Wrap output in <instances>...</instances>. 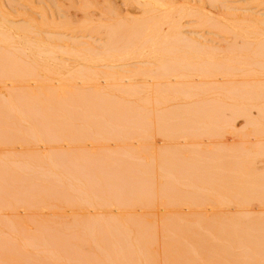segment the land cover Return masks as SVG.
Segmentation results:
<instances>
[{
	"label": "rangeland",
	"instance_id": "obj_1",
	"mask_svg": "<svg viewBox=\"0 0 264 264\" xmlns=\"http://www.w3.org/2000/svg\"><path fill=\"white\" fill-rule=\"evenodd\" d=\"M121 1L122 0H116L115 5L117 6V4H118L119 8H121L122 10H126L128 7L127 8L125 6L123 7V4ZM176 1H177L176 5H178V3L180 4L181 3L180 1H182V0H176ZM183 1H185V0H183ZM211 1L212 0H189L188 4H189V2H191L189 5H194L196 7H199L202 10V12H204L205 14L210 12L209 16H214V17L220 16V15L222 17L227 16V15H235V16L237 15L239 17H242V16L243 17L246 16L248 18L250 17L253 20L255 19L256 21L264 19V5L261 4L262 1L261 2H252L251 0H213V2H211ZM111 4L114 5V1L111 2ZM2 5H3L4 9L1 8ZM83 6H84V0H0V17L2 15L6 14L9 22L11 20L16 21L15 22L16 24H14V27H23L26 25V24L24 25V23H22L24 18H26V19L37 18V22H40L42 20L40 18L42 16L41 12L45 11L47 17H49L50 20L53 17L58 25L62 24L63 26H66L65 24H67V23H71V24L73 23L74 24L73 26L76 27V29L73 28L74 30H71V31L70 30L69 31L59 30V32L61 33V36L59 38H61V41L63 42L62 43L63 45H61V43H60V45L65 47V50H62V53H60L58 55L61 58V59H59V61L60 62L65 61V63H66V60L69 61V62H67V64L70 65L67 73H70L69 71H71V69L74 70L75 67L77 66V64L82 65L84 63L82 61L76 60L75 56L69 55L67 53H70V51L73 50L74 48H77V49L87 48V47H84V44H86L88 41H89V44L92 43V41H93L94 47L99 46L101 43H103L102 41L101 42L95 41V39H97V38H95V37H97L96 34H93V39L91 38L92 40L91 39L88 40L87 37H89V36H87L88 34L86 35L87 32L85 31L86 32L85 33L84 30H81L78 27V26H81L80 25V22H81L80 17L82 15ZM177 10H179V9H175L174 12ZM250 18L249 19L246 18V21L249 20V22H251L252 19H250ZM255 20H254V22H255ZM232 21L236 22L238 20L233 19ZM243 21H244L243 22L244 26H247L246 21L245 20H243ZM179 22H180V31L182 32V36L184 38H186L187 40H191V39H192L191 41L195 40L197 43L199 42L198 44H200L202 46L204 45V46L223 47L224 45H226L228 42L231 41L232 36H233V34H231V33L228 34L226 32L225 33L218 32L216 30H211L207 27L203 28L201 25L197 24V21L193 17H186V18L183 17L180 19ZM240 22L238 21V24ZM249 22L247 23L248 25H249ZM28 23L32 24L33 22L29 21ZM233 24L235 25L236 23L233 22ZM33 25L34 24H32L31 27ZM62 25H60V26H62ZM251 25L254 26L255 24L251 23ZM256 26H258V24ZM231 27L232 26L230 23V28H229V26H228V28L231 31L235 30V32L238 31L237 33L244 34L243 32H241L242 30L240 31L238 29V26H234L235 29H233V30H232L233 27L232 28ZM15 29L12 31L13 32L16 31L14 33H18V31ZM253 30H255V29H253ZM256 30H257V32L259 31L258 29H256ZM30 32H35V30L31 29ZM30 36H33V34H30ZM85 36H87V37H85ZM253 37H251V38H253ZM257 37H261V35L260 36L257 35ZM249 41H255V40L250 39ZM77 43H80V45L82 43L83 46L82 45L76 46ZM94 43H95V45H94ZM13 48L19 49V47H13ZM13 48L10 49L7 47V50L8 49H10V50L7 51L5 49L6 51H3V53H5V55H9L8 56L9 61H7L6 66L4 67L5 61L0 62V63H2L1 65H3V66L0 65V70H2L1 72H4L3 73L4 76H2L3 78L0 77L1 78L0 79L1 80L0 81V97L6 98L7 95H10V93L13 94L14 98L10 97L11 98V100H10V98L8 97L6 99L10 101V103H8V104H11L8 106V108H9L8 110L10 111L12 109L11 114L15 111V113H13L12 115L9 114L10 112L8 113V111H7V113H6L7 115L5 114V117H7V118H5V120H4V123L6 120H7V123L6 124L3 123L4 127H2L3 124L0 122V134L2 135V136L0 135V137H1L0 138V179L2 180V181L0 180V264H63V263L64 264H85L84 259H86V261L89 260V262H91V264H93L94 262H97L98 264H105V263L106 264H116V263L117 264H123V263L124 264H154V263H156V264H167V263L168 264H230V263L231 264H247V263L248 264H253V263L254 264H261L259 262L263 263L264 260L259 261V260H262V257H261V254L259 255L258 251H256L257 252L256 253L257 258H256L254 255L255 251L254 252L252 251L253 255H252V253L247 254V251L245 249H244L245 250L244 251L243 248H241L242 246H240V244L242 245L244 238H247L248 236H250V238L257 237L256 232H258V230H259V225H258V224H260L259 222H258V224L253 223L254 225L249 224L250 227L248 226V224L247 225L246 224H235V225L231 226L232 223H230V224H227V223L222 224L221 223V225H220V223H217V224L214 223L213 224L212 222L211 223L203 222L201 224V222H198V224L199 223L200 224L198 225V229H197V226H196L197 222L192 221V220L187 221L188 219L182 218L183 215H182V212L180 209L181 207H180V204H178V203H180L179 198L181 196L180 195L181 194V190H180L181 187L179 185L180 183L178 180L179 175H178V167H177V164L179 161L178 154H177V152H178V146L177 145L179 143L177 142L178 140H176V137H178V136H177V134L175 136V134H172V133H171V135H173V136H171V135L167 134L168 132L164 133L163 130H160V129H166L164 131H172V130L176 129L175 124H174L175 128L173 126L170 127L167 124L162 125V123L165 119V116H163L164 114L167 115V113H171V114H174L175 116H177L179 108L175 107L176 105L171 107V108H167V110H164L165 112L163 110H161L162 109L161 108L160 109L161 111L158 110V111H155V113H154L153 111L150 110L151 107L149 108L144 103L141 105L142 102H145V99H146L145 93L146 92L140 93L141 97L144 96V99H142L139 94L138 95H130L129 97H127V96L123 97L124 94H121V93L119 94L116 91L115 92L113 91L111 93H110V91H105L106 93L109 92V96L104 95V97H101L102 95H100V92L96 93V90L93 88L92 84L89 86L90 83L87 81L86 82L83 81L84 83L80 82L81 80L76 74L73 75V76H76V78L73 77L72 75L71 76L67 75V73H64L62 76H55V75H51V74L49 75L48 72H46V71L44 72L42 69L43 68L42 67L43 62L33 61L32 58H30V57H28V58H30V59H28L25 56V54H24V56H23V54H21L22 53L21 50H19L21 52L20 53V52H18V50L13 49ZM12 51H14V58H16V60H18V62L13 60V63L8 64V62H11V60L13 59V57L10 56ZM15 52H18L19 55H21L22 58L21 57L20 58L22 60L19 58L20 59V61H19L18 55H16L17 53H15ZM74 57H75V59H73ZM10 58H11V60H10ZM72 61L76 62V63H73ZM136 61L137 62H146L148 60L142 59V60L138 61L137 59L136 60L134 59V60H131L128 62L114 64V65H117V67H116L117 69L114 67L115 69L113 68L112 70L117 71L118 68H120L123 71V73H122L123 75H126V74H124V72H127V71H130L132 73L131 75H133V72H135L138 68L145 70V71L148 69H154L155 68L152 66H148L144 63H141V65H138L136 63ZM31 62H35V63L31 64ZM7 64L10 67H8ZM74 65H75V67H74ZM72 66H73V68H72ZM121 66L122 67L124 66V67L122 68ZM10 68L13 70L14 73L10 70ZM22 69H29L31 71V74H33V77H34V75H36L37 79L35 77H34L35 79L33 77H31V75L29 77H25V79L23 77V81L21 80L22 77H19L20 81L18 79H14L13 75L14 74L20 75V70H22ZM120 69L118 71H120ZM9 70L11 71L12 74H10ZM126 76H130V74H127ZM64 77H66V78H64ZM135 79H136L135 80L136 83L134 81L133 82L134 85H136V84L142 85L141 84L142 79H143L142 76L139 75L138 77H135ZM35 80L37 81V83ZM23 83H25V84H23ZM34 83H36V84H34ZM21 84H22V87H27V85H28V87L26 89L21 88L20 87ZM43 84H45V87L43 86ZM39 85L41 86L40 89L43 88V90H40L38 88ZM36 86H37V88H36ZM49 86H51L50 89H49ZM28 88H29V90H28ZM33 88H36V89L33 90ZM30 89L33 90L35 93L37 90L41 91V93L34 94L35 96L37 95V97H40L41 96L40 94H42V92H45V93L47 92L50 95L53 94L52 96H54L56 98L49 97L50 96L49 95L47 97L41 96L38 100H36V99H34L35 96L32 97V95H29L30 94L29 92L31 91ZM51 89H55V92H54V90H51ZM24 90H26L25 93H24ZM48 90H50L52 93H50V91H48ZM33 91H31V94L34 93ZM68 92H72V93L69 94ZM76 93H78V94H76ZM116 93H117V95H116ZM68 94L73 95L74 96V97L72 96L73 98L76 97L75 99L76 100L78 99V101H80V103H83V104H80L77 101L79 104L74 105V103H77V102H73L75 100L70 101L69 100L70 96ZM79 94L85 96L86 99H88V101H86V102L82 101L84 98L79 97L78 96ZM91 94H92V96H91ZM94 94H95V96H94ZM16 95H17V100L19 99L18 101L16 100ZM28 95H29V99L33 98V101L35 103L36 102L39 103V104L35 105V103H33V101L30 100V102H32L34 104V105H32L33 108L36 106L34 109L32 108V106H28L29 108L26 106V105H28L27 104L28 102H26L25 99L29 100L28 98H26V96H28ZM42 95H45V94H42ZM55 95H57V96H55ZM61 96H62L63 100L60 99ZM117 96H119V97H117ZM42 97L45 98L46 100L43 101ZM99 98L100 99L104 98V101L103 100L100 101L101 103L103 101V104L99 103V101H98ZM47 99H48V101H47ZM86 99H84V100H86ZM89 99L94 100V101L89 102ZM96 99L98 101L97 102L98 104L96 103ZM141 99L143 101H141ZM138 100H140V105L142 107H144V109L140 108L141 106L139 105ZM45 101H46V104H45ZM11 102H15L17 104H13ZM30 102H29V105L32 104V103L30 104ZM47 102H48V104L51 103V105L54 103L55 108H57L58 111H61V109H63V111H61V112H64L65 116H64V114L60 115L61 112L56 111L55 108H54L55 109L54 110L53 109L54 106L52 107V109H53L52 111L54 114L53 115L52 111L51 110L48 111V109H47L50 105L47 106V108H46V105H48ZM63 102H66L67 105H64ZM87 102H88V104H87ZM108 102L110 104L111 103L115 104L113 106V108L120 107V108H118L119 110L113 109V108H112V110H110L111 109L110 107H107V106L105 107L104 103L107 104ZM133 102H134V105L136 104L135 106H133ZM57 103L58 104L63 103V106H61V104H60V107H59V105H57ZM91 103L93 104L94 108L92 107V105H90ZM130 103H132V104H130ZM68 104L71 107L73 106V107L77 108V106L79 105L80 108L82 106H84V109L82 108L83 110H85L87 108L88 109H87V111L85 110L86 113H83L82 109H80V108H77L78 111H74L75 109L71 110L70 107L68 106ZM113 104H111V105H113ZM15 105H17V106H15ZM138 105H139V107H138ZM66 106L69 108H67ZM85 106H87V107H85ZM130 106H131V108H130ZM0 107H1V105H0ZM20 107H22V108H20ZM64 107H66V109ZM123 107H125L124 108L125 110H123ZM19 109H21L22 111H20ZM40 109H42L43 111L46 109L47 113L43 116V114L45 112L39 113V111H37ZM79 109L82 112L79 111ZM42 110H40V112ZM66 110H69V111H66ZM54 111H56V113H54ZM65 111H66V113H65ZM90 111H92V113H90ZM142 111H144V112H142ZM67 112H71L72 116H70L69 115L70 113H67ZM77 112H78V114H77ZM156 112H158V113H156ZM18 113H19V115H18ZM30 113H31V116L29 117L27 114L30 115ZM33 113H35V114H33ZM48 113H50V115H53V116H51V118H50V115H47ZM129 113H130V115H129ZM161 113H163V114H161ZM91 114H93V115H91ZM94 114L97 115V117L99 116L98 118H100V120L98 118H96V116H95L96 119L90 118L92 116L94 117ZM40 115H42V116H40ZM17 116H18V118H17ZM19 116L20 117L26 116V117L24 119L23 118L19 119ZM74 116H75V119L73 118V120H72V118H71L72 121H68L67 118H69V120H70V117H74ZM117 116H119V117H117ZM42 117L45 119H43ZM52 117H54V118H52ZM55 117H56V119H55ZM65 117H67V118H65ZM105 117H106V119H105ZM135 117L138 120H136ZM154 117H155V119L157 117V119L156 120L153 119ZM39 118L40 119L42 118V119L40 120ZM77 118H80V119H77ZM101 118H103V122H102ZM147 118H148V120H147ZM22 119H23V121L25 120V122L22 121V123H21L20 120H22ZM31 119L34 121L31 122L30 121ZM45 120H47V122H49V124ZM157 120H159V121H157ZM160 120L161 121L163 120V121L160 123ZM35 121H38V122L36 123ZM62 121H64V122H62ZM119 121H120V123H118ZM153 121H156L158 123H156V122L154 123ZM165 121L167 122L168 120L166 119ZM61 122H62V124H61ZM68 122H70V123H68ZM32 123L34 125H32ZM79 123L82 126L84 125V127L80 126ZM158 124L161 125L162 128L158 127ZM44 125H46V126H44ZM164 125H166V127H164ZM240 125H241V121L237 122V128H239ZM5 126H6V128H5ZM167 126H169V127H167ZM26 127L28 129H26ZM156 128H158V129H156ZM154 129H156V130H154ZM150 130H152V131H150ZM145 131L151 132V133L146 134ZM140 132H142V133H140ZM177 132L178 131L176 130L174 133H177ZM160 133H162V134H160ZM3 134H4V136H3ZM82 134H84V135H82ZM149 134H151V135H149ZM163 135H165V136H163ZM76 136H77V140H76ZM102 136H104V137H102ZM7 137H9V138H7ZM25 137H27V138H25ZM53 138H54V140H51ZM101 138H103V139H101ZM4 139H6V140H4ZM70 139H72L73 141ZM166 139H168V140H166ZM2 141H3V143H2ZM50 141H51V143H50ZM96 141H97V143H96ZM154 145H156V147H154ZM59 148H60V150H59ZM68 149H70V150L73 149V150L70 151ZM87 149H88V151H87ZM122 149L124 151H122ZM82 150H84V151H82ZM86 151L89 153H87ZM66 152L69 153L70 155L68 156V154ZM70 152H72V153H70ZM167 152H168V154H167ZM43 153H45L46 156L48 155L49 160L54 159V161L51 162L52 166L50 164V167H52V168H50L51 170L48 167L49 163H48L47 158H46L47 161L45 158H44V161L42 160L43 158L40 160L38 158L41 155L45 156V154H43ZM51 153H53L54 155ZM59 154L61 155V157ZM72 154H73V156H72ZM92 154H94L96 156H94ZM49 155H51V157H54V158H50ZM67 157L69 158V160L67 159ZM154 157H156V158H154ZM29 158H36V159H33L36 162L34 161V163H33L32 159H29ZM61 158H62V161H61ZM63 158H66V160L64 161ZM12 159H14V160L12 161ZM19 159H20V161H18ZM88 159H89V161H93V162L87 161ZM94 159H95V161H94ZM152 159H154V160H152ZM23 160H25V161H23ZM26 161H28V162H26ZM29 161H31L32 163ZM84 161H85V164H83ZM86 161H87V163H86ZM5 162H6V165H9V166H6V168H5V166H3V165H5ZM8 162L9 163L13 162L12 165L13 164L15 165V162H17L16 164H19L22 166V167H20V169L23 172V174L27 173V175H28V173H30V175H31L32 172H30L29 169L26 171L25 168L27 169V168H30L32 166L34 169H37L39 171V173H36L38 171L34 170L31 167L32 170H34V172L36 171L35 172L36 175L41 174L40 178H39V175L34 176L33 175L34 173L32 174V176H30V178H28L29 176L27 177L25 174L23 176V175H21L22 174L21 171L15 170L17 168L16 167L17 165H15L14 167H11L12 165H10ZM21 162H24L25 164L22 163L23 164L22 165ZM37 162H39V163L37 164ZM54 162H55L56 166L53 165ZM26 163L27 164L29 163V164L26 166ZM90 163H91V166H90ZM99 163H102V164H99ZM35 164L37 165V167ZM24 165L26 166L25 168H24ZM29 165H31V166H29ZM77 165H78V167H77ZM8 167H10V168H8ZM82 167H83V169H82ZM161 167L163 170L159 169ZM173 167H176V168H173ZM22 168H24V170H22ZM98 169H100V170L104 169V170L99 171ZM85 170H87V172ZM40 171L43 173H41ZM74 171H76L77 174ZM82 171H83V173H82ZM50 172L52 173V175H55V176L52 177L50 175L51 174ZM65 172H66V174H65ZM103 172H104V174H103ZM67 173L69 174V176ZM99 173H100V175H99ZM105 173H107V174L105 175ZM172 173H173V175H172ZM58 175H59V178H58ZM70 175H71V177H70ZM72 175H74V176H72ZM84 175H85V177H84ZM170 175H172V176H170ZM33 176H34V178L35 177L36 178L34 179ZM168 176H169V178H168ZM31 177L33 178L32 180H30ZM68 177H70V178H68ZM164 177H165V179L167 177V179L165 180ZM113 178H115V179H113ZM49 180H51L52 182ZM53 180L55 183L53 182ZM55 180H58V181H55ZM14 181H16L17 184ZM43 182H45V183H43ZM48 182H50L49 183L50 186L47 184ZM78 182H80V184ZM59 183H60V185H59ZM4 184H5V186H4ZM28 184H29V186H28ZM62 184H64V185H62ZM72 184H74V187L72 186ZM85 184L88 186L86 187ZM26 185H27V187H30V186L31 187L27 188ZM152 185H154V186H152ZM61 186H63V187H61ZM83 186H84V188H83ZM90 186H92V187H90ZM134 186H136V187H134ZM68 187H69V189H68ZM154 187H156V188H154ZM115 188L116 189L118 188V189L116 190ZM165 188H167V189H165ZM113 192L114 193L116 192V193L114 194ZM82 193H83V195H82ZM81 198L84 200H82ZM118 198H120V199H118ZM81 200H82V202H80ZM176 201H178V202H176ZM171 203H172V205H170ZM208 206H210V205L208 204V201H207L206 205H205L206 208L205 207H200V208H202L204 210V208L207 209ZM100 222H104V224L103 223L101 224ZM79 223H81V227H83L84 224H86V226H87L86 228H89L87 224L92 225L91 228L94 229V227H95V230H93V231H95V233L97 231H98L97 233H99V231H101L100 232L101 234L96 233V235H98L96 242L97 241H99V242L96 243L95 240L93 239L95 237V235H93L94 236L93 238L91 236L90 237L91 239L90 238L86 239V237H88V235H90V232H89V234L85 233V234H87V236L84 239L83 238L84 237L83 232L85 230L83 231L81 228V230L83 231L82 232L79 229L80 227L78 228V226L76 224H79ZM106 223L112 224L111 226H113V224L116 225V226H113L112 230H114V228L116 227L117 231L115 230V232H113V231H110V229H108L109 233H111V232L116 233V234L111 233L112 237H110L111 235L108 232L107 233L110 236H108V234H106V231L104 230L105 228L103 229V227H106L105 225H108ZM116 223H118V225ZM134 223H135V225H134ZM170 223H172V224H170ZM182 223H184V224L182 225ZM193 223H194V225H193ZM132 225H134V226H132ZM97 226L99 229H97ZM228 226H230V227H228ZM234 226L235 227L237 226L236 230L239 229L238 230L239 232L235 230L237 232V235L235 234L236 232L233 233V231H232V229L235 228ZM232 227H234V228H232ZM166 228L168 229V231H166ZM189 228H190V230H189ZM142 229H143V231H142ZM224 229L227 230V233ZM250 229H251V231H254V232L252 233L250 231ZM256 229H257V231H256ZM261 229H262V226L260 227V230ZM205 230L207 233L205 232ZM244 230L245 231L247 230V233ZM103 231L105 232L106 235H104V233H102ZM134 231H136V232H134ZM170 231L172 233H169ZM212 231H213V233H212ZM221 231H224V232H221ZM228 231H231L232 234H230L231 232H228ZM242 231H244L245 233ZM248 232H251V233L248 235ZM131 233H133L134 235ZM92 234H93V232L91 233V235ZM102 234L105 237H107L106 239L104 238V240H106V241H104L103 238L99 237L100 235L102 236ZM183 234H184V236H183ZM209 234H213V235H209ZM245 234H247V235H245ZM168 235L170 237H168ZM104 236H102V237H104ZM130 236H131V238H130ZM208 236H212V238L208 237ZM228 236H229V238H228ZM216 237H218V240ZM100 238H101V240H100ZM145 238H146V240H148L150 242L146 241ZM209 238H211V239H209ZM214 238H215V240H214ZM83 239L84 240L90 239V240H88L89 242L87 241V243H86V241H84ZM108 239H110L113 243L111 244V241ZM184 239H186V240H184ZM203 239H206V240L203 241ZM219 239H221V240H219ZM93 240L95 243H93ZM107 240L109 241V243H107L108 242ZM182 241H183V243H182ZM103 242L106 244H103ZM189 242H190V244H189ZM223 242H224V244H223ZM254 243H256V242H253V245H255ZM128 244L131 245L132 248H131V246L129 248V246H127ZM143 244H144V246H142ZM31 245H33V246H31ZM105 245H107V246H105ZM122 246H123V248H122ZM25 247H27V250ZM124 247L125 248L127 247L126 248L127 251L123 250V249H125ZM56 249H57V251H56ZM61 249H63V250H61ZM112 249H113V251L114 250L118 251V254L120 253L122 255L121 256V255L116 254L118 256L117 257L118 260L115 258V255H114L117 252L115 251V253H114L112 251ZM162 249H164V250H162ZM58 250L59 251L61 250V251L59 252ZM179 250H180V252H179ZM120 251L121 252L124 251V252L121 253ZM150 251H151V253H150ZM245 252L247 255L245 254ZM248 252H249V250H248ZM49 254H52V255L49 256ZM62 254L63 255L66 254V255L62 256ZM140 254H142V255H140ZM258 255H259V257H261L260 259H258L259 258ZM99 256H101V257H99ZM109 256H110V258H109ZM119 256H121L120 258L122 260H120ZM140 256H142V257L140 258ZM247 257H248V259H247ZM250 257L252 259H250ZM111 258L113 259V262H112ZM63 260H65V261H63ZM82 260L84 262H81ZM34 261L35 262L37 261L38 263L37 262L35 263ZM243 261H244V263H242ZM89 262H87V264H89ZM94 264H96V263H94Z\"/></svg>",
	"mask_w": 264,
	"mask_h": 264
},
{
	"label": "bare ground",
	"instance_id": "obj_2",
	"mask_svg": "<svg viewBox=\"0 0 264 264\" xmlns=\"http://www.w3.org/2000/svg\"><path fill=\"white\" fill-rule=\"evenodd\" d=\"M113 1H114V5L111 4V2H113ZM182 1H180L181 2L180 4L178 3V5H176L177 4L176 0H122L121 2L123 4V7L124 6L126 8L128 7L126 10H122L121 8L118 7L119 6L118 4H117V6L115 5L116 0H84V6L82 8V15L80 17V19H81L80 25L81 26H78V27L81 30H84V32L85 31L87 32V33L86 32L85 33H86V35L88 34L87 36H89V37H87V36H85V37H87L88 40H90L91 38L93 39V34H96L97 37H95V38H97V39H95V41L96 42L102 41L103 43H101L99 45L100 47L99 46L94 47L93 41H92V43L89 44V41L87 40L88 42L86 44H84V47H87V48H83V49L74 48L71 51L69 50L70 53L66 52L69 55L75 56L76 60L82 61L84 63L82 65L77 64V66H76L77 68L74 65L75 69L74 70L71 69V71L73 73L71 71H69L70 73H67L68 68L70 66L67 64V62H69V61L66 60V63H65V61L60 62L59 59H61V58L58 56L60 53H62V50H65V47L61 46V45H63L62 44L63 42L61 41V38H59L61 36V33L59 32V30H61V31L62 30H67V31L74 30V29H76V27L73 26L74 25L73 23L72 24L67 23V24H65L66 26H63L62 24H60V25H62V26H60L56 23V21L53 17L50 20L49 17H47L45 11H42L41 12L42 16L40 17L42 20L40 22H37V18H31V19L24 18L22 23H24V25L26 24L25 26L14 27V24H16L15 23L16 21L11 20L9 22L7 15L4 14L0 17V62L5 61V63H4L5 64L4 67H5L7 61H9V59H8L9 55H5V53H3V51L7 50V47L10 49H12L13 47H19V49H17V48H13V49L18 50V52H20L19 50H21L22 53L21 52L20 53L23 54V56L25 54V56L27 58L30 57V58H32L33 61L43 62V65H42L43 68L42 69L44 72L46 71V72H48L49 75L51 74V75H55V76H62L64 73H67V75H70V76L71 75L73 76L76 74L80 78V80H81L80 82H83V81L86 82L87 81L90 83V84L88 83L89 86L92 84L93 88L96 90V93L100 92V95H102L101 97H104V95L109 96V92L106 93L105 91H110V93L113 91L114 92L116 91L119 94L120 93L124 94L125 96L123 95V97H126V96L129 97L130 95H138V94L140 95V93L146 92L145 93L146 94L145 95L146 96L145 102H142L141 105L144 103L149 108L151 107L150 110L153 111L154 113H155V111H158L161 108H162L161 110L164 111V110H167V108H171V107L176 105L175 107L179 108L177 116H175L174 114H171V113H167V115H165V114L163 115V116H165L164 121L162 120L163 121L162 125L167 124L170 127H172V126L174 127V124H175L176 129L172 130V131H164L166 129H160V128H162L161 125L158 124V127H160L159 129L163 130L164 133L168 132L167 134H169V135H171V133H172V134H175V136H176V134L178 136V137H176V140H178L177 142L179 143L177 145L178 146L177 154H178V159H179L177 167H178L179 179L178 178L177 179L179 180V183H180L179 185L181 187V189L179 188L181 190V194H180L181 196L179 198L180 203H178V204H180V207H181L180 209H181V212L183 215L182 218L188 219L187 221L192 220V221L197 222V225H196L197 229H198V225L200 224V223L198 224V222H201V224L203 222H206V223L212 222L213 224L214 223H216V224L220 223V225H221V223L222 224L232 223L231 226L235 225V224H246V225L248 224L249 227L253 223L258 224V222H259L260 223V224H258L259 230H258V232H256L257 229L255 231L257 237H252V238H250V236H248L247 238L243 237L244 239H243L242 245L240 244V246H242L241 248H243V250L245 249L247 251V254L252 253V255H253V252L255 251V254H254L255 257H256V253H257L256 251H258L259 255L261 254V257H262V260H259V261H263L264 260V258H263L264 257V19L263 20H257V21L254 19L255 20V22H254V20L249 17L253 21V22L252 21L249 22V20L246 21V18L249 19L246 16H244V17L243 16L239 17L237 15L236 16L235 15H227V16H223V17L221 15L217 16V17L209 16L210 12L205 14L204 12H202V10L199 7H196L194 5H189L191 3V2H189V4H188L189 0H187V1L185 0L183 2ZM251 1L252 2H261L262 1L261 4L264 5V0H251ZM211 2H213V0ZM1 8L4 9L3 5L1 6ZM175 9H179V10L174 12ZM183 17L184 18H186V17L195 18V20L197 21V24L201 25L203 28L207 27L211 30H216L218 32H223V33L226 32L228 34L231 33V34H233L232 39H231V41L229 40L230 42H228V43L226 42L227 44L224 45L223 47L204 46V45L202 46V45L198 44L199 42L197 43L195 40L194 41H191L192 39L187 40L186 38H184L182 36V32L180 31V22L179 21ZM233 19L234 20L236 19L239 22L241 20L242 21L238 24V21H236V22L232 21ZM243 20L246 21L247 26H244ZM29 21L33 22L32 24H34V25L32 27H31L32 24L28 23ZM229 22L231 23V26L233 27V28L231 27L232 30L235 29L234 26H238V29L240 31L242 30L241 32H243L244 34L237 33L238 31L235 32V30L231 31L229 29L230 28ZM233 22L236 24L234 25ZM248 22H249V25L247 24ZM251 23H253L255 25L252 26ZM256 23L258 24V26H256L257 25ZM228 26H229V28H228ZM14 29L17 30L18 33H14V32H16V31H14V32L12 31ZM31 29H34L35 32H30ZM253 29H255V30H253ZM256 29H258L259 31L257 32ZM30 34H33V36H30ZM257 35H259V36L261 35V37H257ZM251 37H253V38H251ZM250 39L255 40V41H249ZM60 43H61V45H60ZM95 43H94V45H95ZM81 45L83 46L82 43H81ZM81 45H80V43L76 44V46H81ZM10 49H8L7 51H9ZM18 52H15V53H17L16 55H18V59H19L21 57V55H19ZM11 54H10V56H12L13 59L11 60V58H10L11 62H8V64L13 63V60L18 62V60H16V58H14V51H12ZM75 57L73 59H75ZM30 58H28V59H30ZM20 59H19V61H20ZM134 59L135 60L137 59L138 61H140L142 59L148 60L146 62H137L136 61V63L138 65H141V63H144L148 66H152L155 68L154 69H148L146 71L138 68L135 72H133V75H131L132 73L130 71L124 72V74H126V75L130 74V76L123 75L122 74L123 71L120 68H118V70L120 69V71L112 70L114 67L115 68L117 67V65H114V64L128 62V61H131ZM32 63H35V62H31V64ZM73 63H76V62H73ZM1 64L2 63H0V65ZM8 64H7V66H8ZM1 66H3V65H1ZM8 67H10V66H8ZM11 68H10V70L13 72V70ZM72 68H73V66H72ZM10 70H9V72H10V74H12ZM1 71L2 70H0V77L4 76V74H3L4 72H1ZM30 75H31V77H33V74H31V71L29 69H22V70H20V75L14 74L13 76H14V79H18L19 81H20L19 77H22L21 80L23 81V77L25 79V77H29ZM139 75L142 76V78H143L142 82H141L142 85H140V84L134 85L133 82L136 80L135 77H138ZM34 77L37 79L36 75H34ZM73 77L76 78V76H73ZM64 78H66V77H64ZM36 83H37V81H36ZM36 83H34V84H36ZM135 83H136V81H135ZM23 84H25V83H23ZM40 85L38 87L39 89L41 87ZM37 86H36V88H37ZM43 86L45 87V84H43ZM20 87L26 89L28 87V85H27V87H22V84H21ZM50 87L51 86H49V89H50ZM36 88H33V90H35ZM28 90H29V88H28ZM33 90H31V91H33ZM40 90H43V88H41ZM51 90H54V92H55V89H51ZM25 91L26 90H24V93H25ZM31 91L29 92L30 93L29 95H32V97L35 96L34 94L41 93V91L37 90L38 92L36 91V93H35L33 91L34 93L31 94ZM48 91H50V90H48ZM50 93H52V92L50 91ZM68 93L70 94L72 92H68ZM117 93H116V95H117ZM42 94H45V95H42ZM42 94H40V95L43 97H45V96L47 97L50 95L47 92L46 93L42 92ZM76 94H78V93H76ZM17 95H16V100H17ZM29 95L26 96V98L29 99ZM52 95H50L49 97H54ZM55 96H57V95H55ZM69 96H70V99H69L70 101H72V100H75L73 102L78 101V99L77 100L75 99L76 97L73 98L74 97L73 95H69ZM78 96L86 99V97L81 95V94H79ZM91 96H92V94H91ZM94 96H95V94H94ZM8 97L9 98L13 97V94L10 93V95L6 96V98H8ZM40 97H37V95H36L34 97V99L38 100ZM43 97H42V100L43 101L46 100ZM117 97H119V96H117ZM140 97H141V95H140ZM3 98L0 99V105H1V107H0L1 108L0 109V122L2 124L4 123L5 118H7V117H5V114L7 113V111H8V113L10 112L9 114H11V111H12V109L10 111L8 110L9 109L8 106L11 105V104H8V103H10V101L7 100L6 98H4V99ZM54 98H56V97H54ZM141 98L144 99V96ZM60 99H62V96ZM84 99L82 101H85V102L88 101V99H86V100H84ZM142 99H141V101H143ZM10 100H11V98H10ZM30 100L33 101V98H30L29 100L25 99V101L28 102L27 103L28 105H26L27 107L32 106V105H34L33 103H35L34 101H33V103L30 102ZM101 100L104 101V98L98 99L99 103L103 104V101H102V103L100 102ZM47 101H48V99H47ZM93 101L94 100L89 99V102H93ZM98 101L96 99V103ZM138 101H139L138 103L140 105V100H138ZM29 102H30V104L31 103L32 104L29 105ZM78 102L80 103V101H78ZM78 102L74 103V105L79 104ZM11 103L17 104L15 102H11ZM63 103H64V105H67L66 102H63ZM63 103H60L61 106H63ZM36 104H39V103L36 102L35 105ZM45 104H46V101H45ZM47 104H48V102H47ZM60 104L57 103V105H59V107H60ZM80 104H83V103H80ZM87 104H88V102H87ZM111 104H113V103H111ZM111 104L109 102L107 104L104 103L105 107L106 106L110 107L111 108L110 110H112V108L115 104H113V105H111ZM130 104H132V103H130ZM90 105H92V107H93L92 103ZM135 105L133 102V106H135ZM139 105H138V107H139ZM15 106H17V105H15ZM47 106H49V107L47 108ZM68 106L70 107L71 110L75 109L74 111H78L77 108H80L79 105L77 106V108L73 107V106H72L73 107L72 108L69 104H68ZM52 107H53V109L55 108L54 103L52 105H51V103L46 105V108L48 109V111L49 110L52 111L53 110ZM66 107H64V108L66 109ZM69 107H67V108H69ZM85 107H87V106H85ZM20 108H22V107H20ZM32 108H33V106H32ZM82 108L84 109V106H82L80 109H82ZM118 108H120V107H117V108L115 107L113 109H118ZM124 108L125 107H123V110H125ZM130 108H131V106H130ZM140 108L144 109V107H142V106ZM55 109H56V111H58L57 108H55ZM80 109H79V111H81ZM83 109H82L83 113H86L85 110L87 111L88 108L85 110H83ZM19 110L22 111L21 109H19ZM40 110H42V109H40ZM40 110H37V111H39V113L45 112L43 114V116L47 113L46 109H45L46 111L42 110L41 112H40ZM56 111H54V113H56ZM61 111H63V109H61ZM61 111H58V112H61ZM66 111H69V110H66ZM66 111H65V113H66ZM142 112H144V111H142ZM13 113H15V111ZM31 113H30V115L29 114H27V115L30 117ZM67 113H70L69 115L72 116L71 112H67ZM90 113H92V111H90ZM156 113H158V112H156ZM33 114H35V113H33ZM52 114H53V111H52ZM61 114L63 115L64 112H61L60 115ZM77 114H78V112H77ZM161 114H163V113H161ZM18 115H19V113H18ZM47 115H50V113H48ZM53 115H50V118ZM91 115H93V114H91ZM129 115H130V113H129ZM20 116H19V119H21V118L24 119L26 117V116L25 117H20ZM40 116H42V115H40ZM64 116H65V114H64ZM75 116L70 117V120H69V118H67L68 116L65 118H67L68 121H72L73 118L75 119ZM95 116H96V118L99 117V116L97 117V115L94 114V117L92 116L90 118L96 119ZM56 117H55V119H56ZM117 117H119V116H117ZM17 118H18V116H17ZM52 118H54V117H52ZM71 118H72V120H71ZM23 119L20 120L21 123H22ZM43 119H45V118H43ZM77 119H80V118H77ZM98 119L100 120V118H98ZM101 119L103 122V118H101ZM105 119H106V117H105ZM135 119H136V117H135ZM153 119H155V117ZM156 119H157V117H156ZM166 119L168 120L167 122L165 121ZM136 120H138V119H136ZM147 120H148V118H147ZM30 121L32 122L34 120L31 119ZM38 121H35V122L37 123ZM45 121L47 122V120H45ZM157 121H159V120H157ZM162 121L160 120V123ZM240 121H241V125H240V127L238 126L239 128H237V122H240ZM23 122H25V120ZM62 122H64V121H62ZM62 122H61V124H62ZM153 122L155 123L156 121H153ZM6 123H7V120L5 121L4 124H6ZM47 123L49 124V122H47ZM68 123H70V122H68ZM118 123H120V121ZM156 123H158V122H156ZM4 124L2 125V127H4ZM32 125H34V124L32 123ZM44 126H46V125H44ZM80 126H82V125L80 124ZM169 126H167V127H169ZM82 127H84V125ZM164 127H166V125H164ZM5 128H6V126H5ZM26 129H28V128L26 127ZM156 129H158V128H156ZM156 129H154V130H156ZM176 130L178 132L174 133ZM150 131H152V130H150ZM140 133H142V132H140ZM147 133H151V132H146V134ZM162 133H160V134H162ZM82 135H84V134H82ZM149 135H151V134H149ZM3 136H4V134H3ZM163 136H165V135H163ZM171 136H173V135H171ZM102 137H104V136H102ZM7 138H9V137H7ZM25 138H27V137H25ZM72 139H70V140H72ZM101 139H103V138H101ZM4 140H6V139H4ZM51 140H54V138ZM76 140H77V136H76ZM166 140H168V139H166ZM2 143H3V141H2ZM50 143H51V141H50ZM96 143H97V141H96ZM154 147H156V145H154ZM59 150H60V148H59ZM68 150H70V149H68ZM72 150H70V151H72ZM82 151H84V150H82ZM87 151H88V149H87ZM122 151H124V150L122 149ZM70 153H72V152H70ZM87 153H89V152H87ZM43 154H45V153H43ZM51 154H53V153H51ZM67 154H68V156L70 155L69 153H67ZM73 154H72V156H73ZM167 154H168V152H167ZM92 155H94V154H92ZM94 156H96V155H94ZM49 157L54 158V157H51V155H49ZM60 157H61V155H60ZM38 158H39V160L43 158L42 159L43 161H44V158L45 159L47 158L48 163H49V165L48 164L47 165H48L49 169L52 168V167H50V164L52 166L51 162L54 161V159L49 160L48 155L46 156V154H45V156L41 155ZM154 158H156V157H154ZM14 159H12V161ZM29 159H32V161L34 163L35 160H33V159H36V158H29ZM47 159H46V161H47ZM63 159H64V161L66 160V158H63ZM67 159L69 160L68 157H67ZM152 160H154V159H152ZM18 161H20V159ZM23 161H25V160H23ZM61 161H62V158H61ZM87 161H89V159ZM87 161H86V163H87ZM94 161H95V159H94ZM6 162H5V165H3V166H5V168H6V166H9V165H6ZM26 162H28V161H26ZM29 162H31V161H29ZM89 162H93V161H89ZM12 163L13 162H10L9 164L12 165ZM16 163L17 162H15V165H17L16 166L17 168L15 170L21 171L20 167H22V166L19 164H16ZM22 163H24V162H21V164ZM38 163L39 162H37V164ZM28 164L26 163V166ZM83 164H85V161ZM99 164H102V163H99ZM15 165L13 164L11 167H14ZM53 165H55V162L53 163ZM26 166L24 165V168ZM29 166H31V165H29ZM90 166H91V163H90ZM36 167H37V165H36ZM77 167H78V165H77ZM8 168H10V167H8ZM24 168H22V170H24ZM30 168H27V169L25 168L26 171L29 169V171L32 172L31 175H30V173H28V175H27V173H24L27 177L29 176L28 178H30V176H32L33 173H34L33 174L34 176L36 175L35 174L36 171L34 172V170H37V169H34L32 167L34 169V170H32V168L31 169ZM173 168H176V167H173ZM82 169H83V167H82ZM159 169H162V167ZM98 170L103 171L104 169L103 170L98 169ZM85 171L87 172V170H85ZM74 172L76 173V171H74ZM21 173H22L21 175L24 176L22 171H21ZM36 173H39V171ZM41 173H43V172H41ZM82 173H83V171H82ZM65 174H66V172H65ZM103 174H104V172H103ZM106 174L107 173H105V175ZM38 175H36V176H38ZM40 175H39V178H40ZM50 175L52 177L55 176V175H52V173ZM99 175H100V173H99ZM172 175H173V173H172ZM172 175H170V176H172ZM34 176H33V178H34ZM68 176H69V174H68ZM72 176H74V175H72ZM70 177H71V175H70ZM70 177H68V178H70ZM84 177H85V175H84ZM33 178L31 177L30 180H32ZM58 178H59V175H58ZM168 178H169V176H168ZM113 179H115V178H113ZM164 179H165V177H164ZM166 179H167V177H166ZM49 181H51V180H49ZM55 181H58V180H55ZM14 182L16 183V181H14ZM53 182H54V180H53ZM43 183H45V182H43ZM49 183L50 182H48L47 184L50 186ZM78 183L80 184V182H78ZM59 185H60V183H59ZM62 185H64V184H62ZM4 186H5V184H4ZM28 186H29V184H28ZM72 186L74 187V184H72ZM87 186L88 185H86V187ZM152 186H154V185H152ZM26 187H27V185H26ZM30 187H27V188H30ZM61 187H63V186H61ZM90 187H92V186H90ZM134 187H136V186H134ZM83 188H84V186H83ZM154 188H156V187H154ZM68 189H69V187H68ZM165 189H167V188H165ZM82 195H83V193H82ZM118 199H120V198H118ZM82 200H84V199H82ZM82 200L80 202H82ZM207 201H208V204L210 206H208L209 208L207 207V209H205L206 208L205 205H206ZM176 202H178V201H176ZM170 205H172V203ZM200 207H205V208L203 210ZM100 223L104 224V222H100ZM194 223H193V225H194ZM106 224H108V223H106ZM116 224L118 225V223H116ZM170 224H172V223H170ZM183 224L184 223H182V225ZM76 225L78 226V228L80 227L79 228L80 230H81V228L83 231L85 230L84 232L81 230L84 233V234L82 233L84 235V237H83L84 239L87 236V234H85V233L89 234V232H90V235H88V237H86V239L90 238L91 236L93 238L94 237L93 235H95V237L93 239L96 242V240L98 238L97 237L98 235H96V233L98 231L96 233H95V231H93V230H95V227L93 229V228H91L92 225H89V224H87L89 228H86L87 227L86 224H84V226L81 227V223L76 224ZM111 225L112 224H108V225H105L106 227H103V229L105 228L104 230L106 231V234L109 233L108 229H110V231H113V232H115V230L117 231L116 227L114 228V230H112L113 226H116V225L115 224H113V226H111ZM134 225H135V223H134ZM134 225H132V226H134ZM261 226H262V229L260 230ZM228 227H230V226H228ZM234 227H232V228H234ZM236 228H237V226L234 229H232L233 233H235L236 231L239 230V229L236 230ZM97 229H99L98 226H97ZM189 230H190V228H189ZM224 230L227 233V230L226 229H224ZM91 231L93 232L92 235H91V233H92ZM142 231H143V229H142ZM166 231H168L167 228H166ZM244 231H242V232H244ZM250 231H251V229H250ZM100 232L101 231H99V233ZM113 232H111V233H113ZM134 232H136V231H134ZM205 232H206V230H205ZM221 232H224V231H221ZM228 232H231V231H228ZM245 232L247 233V230ZM251 232L253 233L254 231H251ZM251 232H248V235ZM99 233H97V234H99ZM102 233H104V235H106L104 231ZM111 233H109V234L111 235ZM169 233H172V232L170 231ZM212 233H213V231H212ZM109 234H108V236H110ZM113 234H116V233H113ZM131 234H133V233H131ZM230 234H232V232ZM235 234L237 235V232ZM104 235L102 234V236H104ZM209 235H213V234H209ZM245 235H247V234H245ZM102 236L100 235L99 237L103 238V240H104V238L105 239L107 238L105 236L104 237H102ZM183 236H184V234H183ZM110 237H112V235ZM168 237H170V236L168 235ZM208 237L212 238V236H208ZM101 238H100V240H101ZM130 238H131V236H130ZM211 238H209V239H211ZM216 238L218 240V237H216ZM228 238H229V236H228ZM90 239H88V240H90ZM110 239H108V240H110ZM88 240H84V241H86V243H87ZM94 240H93V243H95ZM145 240H146V238H145ZM184 240H186V239H184ZM204 240H206V239H203V241ZM214 240H215V238H214ZM219 240H221V239H219ZM104 241H106V240H104ZM146 241H148V240H146ZM252 241L256 242V243H254L255 245H253ZM97 242H99V241H97ZM148 242H150V241H148ZM107 243H109V241ZM112 243L113 242L111 241V244ZM182 243H183V241H182ZM103 244H106V243L103 242ZM189 244H190V242H189ZM223 244H224V242H223ZM31 246H33V245H31ZM105 246H107V245H105ZM127 246H129V248H130L131 245L128 244ZM142 246H144V244ZM25 248L27 250V247H25ZM122 248H123V246H122ZM126 248L123 250H126ZM131 248H132V246H131ZM61 250H63V249H61ZM162 250H164V249H162ZM248 250H249V252H248ZM56 251H57V249H56ZM112 251H113V249H112ZM115 251L116 250H114L113 252L115 253ZM116 252L117 253H115V254L113 253V254L115 255V258L118 260V258H117L118 256L116 255V254H118V251H116ZM122 252H124V251H122ZM179 252H180V250H179ZM150 253H151V251H150ZM245 254H246V252H245ZM50 255H52V254H49V256ZM64 255H66V254H64ZM64 255L62 254V256H64ZM118 255H121V254L119 253ZM140 255H142V254H140ZM259 255H258V257H259ZM101 256H99V257H101ZM121 256H119V258ZM141 257L142 256H140V258ZM251 257H250V259H252ZM261 257H259L258 259H260ZM109 258H110V256H109ZM247 259H248V257H247ZM84 260H85V262L83 260L81 262H84L85 264H87V262H89V260L88 261H86V259H84ZM120 260H122V259L120 258ZM63 261H65V260H63ZM112 262H113V259H112ZM94 263L98 264L97 262H94ZM242 263H244V261ZM259 263L264 264V261H263V263L262 262H259ZM89 264H91V262H89ZM154 264H156V263H154Z\"/></svg>",
	"mask_w": 264,
	"mask_h": 264
}]
</instances>
